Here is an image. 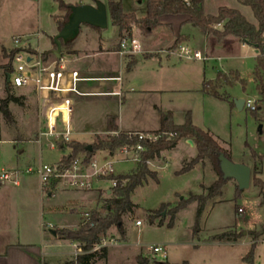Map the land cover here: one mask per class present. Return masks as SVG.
<instances>
[{"label":"crops","instance_id":"crops-1","mask_svg":"<svg viewBox=\"0 0 264 264\" xmlns=\"http://www.w3.org/2000/svg\"><path fill=\"white\" fill-rule=\"evenodd\" d=\"M44 1L45 0H37L40 10L41 4L44 3ZM61 1L69 6L95 4L93 0H75L76 2H72V0ZM97 1H101L106 5L108 13V3L112 0ZM120 1L122 2L123 10L126 14H133L137 19L146 17V4L144 12H141L139 9L143 0H134L131 3L126 1V6L124 0ZM220 8L237 10L248 22L257 25L252 10L242 6L237 0H204V12L206 15L216 16ZM65 14V12L60 10V15L55 16L54 27L50 33L41 31L43 39L46 37L49 41V48L42 50V52L51 54L52 51L56 49L54 47V37L59 33L57 21H63ZM110 24L111 22L108 14V27L105 30L82 25L81 28L87 26L88 29L86 31H80L75 41H73L71 47V52L73 54H69L68 51L62 54L68 61L67 64L71 70L78 71L84 79H89L80 82L78 85L79 91L86 95L84 97H72V143L92 146L99 135L106 133L108 120L112 117L115 118L118 131L123 133L156 132L161 128L162 116L164 114H170L175 125H182L185 121V115L190 112L185 110L182 111L183 122H178L175 117V112L177 110L173 97L183 92H196L198 94L208 95L203 91L204 84L207 83V78L205 70L197 65V62H201L200 60L192 61L182 59L175 53L176 48L171 49L176 41L180 40V45L189 47L193 51L203 53L207 56V59L214 58L216 55L218 60L221 59L222 55H228L226 54L228 51L240 52L244 49L249 50L248 47H250L244 46L238 38L233 36H228L219 41L215 36L205 34L190 22V17L188 15H164L159 18L160 25L158 28L148 36L143 35L136 25H132L129 33L133 34L134 30L139 31L138 35L140 39L138 37L137 39L144 51L142 55H120L118 53L120 41L115 42V37L118 36L122 39V36L119 34V30L114 26H112L113 32L108 33ZM222 28L223 26L218 27L219 30H222ZM31 29L32 28L28 31H32ZM39 29L38 27V31ZM16 36H27V34ZM80 37H83V41H86V43L79 42ZM88 43L91 44L89 45ZM250 49L253 51L256 62L257 54L252 47ZM247 54L251 55L249 51ZM183 60L192 61L193 63L189 64ZM230 73L236 74L241 80L238 71H231ZM216 79H218V76ZM113 93H119L120 96L108 95ZM23 94H25V96H22ZM28 95L35 94L30 91H24L20 93V95L15 96L26 98ZM42 120H44V117L41 118V127L45 123V121L43 122ZM152 127L156 128L152 129ZM202 130L208 132L228 153L232 160L231 153L227 147L228 145L220 141V139L209 130ZM87 137L92 138L88 139L90 141L87 142ZM36 140L37 139L21 143L22 145L20 144L18 147L20 154L25 153L23 150V145H25V143H37ZM182 141L187 144L189 143L191 147L195 148L192 141ZM178 145L173 150L162 152L159 158L150 160L148 164L149 169L156 172L158 176L157 170L160 168L158 163L164 161L167 166L168 155L171 154ZM58 149L62 152V156L48 165L60 164L63 158L70 154V151L67 148H63V146H60ZM110 154L115 155L117 152ZM40 157L42 156L40 155ZM117 162L124 161L121 159ZM239 163L248 165L251 169L257 166L260 171L259 177L262 179L264 178L262 164L258 166V162L254 158L250 159V161L240 160ZM182 164L186 166L188 160H184ZM197 166L212 170L213 183L218 179L209 161L206 160ZM135 169L133 170L134 172ZM125 175L126 174L119 176ZM34 180L32 177L23 176L20 179L19 186H8L4 183H0V198L4 199L3 202H0V264H68L74 261L75 247H79V244L61 240L56 234L57 231L63 229L77 230L86 217L89 216L90 210L102 206L99 212H103L105 201L112 195L110 188L105 187H100L98 189L92 188L89 191H68L56 188L46 190L42 188L38 177H35ZM228 184H231L233 189L236 190V182L229 181L223 189V197L214 200L213 203L209 202L204 208L201 219L207 208H211V211H213L217 206L225 202V188ZM209 187L210 186L201 185L202 193L206 194V190ZM255 189L258 190L260 194V207L264 210V194L260 193L259 189ZM83 194L84 196H82ZM103 194H105L107 198L103 197ZM243 194L244 192L241 197ZM60 198L64 200V204L57 203V200ZM60 208L65 209L62 217L59 216L60 213L58 210ZM160 221L164 223L163 220H155L153 223H159ZM250 222L251 219L244 220L243 225L240 226L238 221L235 220V222L228 225L222 232L211 237H216L228 231L234 229L239 230L246 227L242 232L238 231V233H234L236 235L239 233L242 234L236 241L217 242H225L229 244V246L242 245L248 247L250 251L254 243L252 236L249 235V232L253 231L252 226H248ZM124 228L126 232L124 240H122L120 235L110 230L108 235L113 237V239H111L113 242L106 243L108 251L107 258L95 264H110L115 256L118 259L125 252L127 263L130 261L128 256L130 252L132 259L136 262L135 264H139L138 258L152 259V256L148 253V248L152 245L143 247L139 245V242L132 243L128 230L126 227ZM201 232L202 228L197 237L201 235ZM261 240H264V235L256 241L254 259L251 264H262V257L259 258L257 252V246ZM262 243H264V241H262ZM66 244L72 246L74 249L73 253L68 254L71 256V260H63L60 258L61 255L63 256L66 254H58L50 251L52 247H61ZM163 246L166 247L165 245ZM244 258L245 256L241 254L233 264H246ZM168 262L177 264L170 261Z\"/></svg>","mask_w":264,"mask_h":264},{"label":"rangeland","instance_id":"rangeland-1","mask_svg":"<svg viewBox=\"0 0 264 264\" xmlns=\"http://www.w3.org/2000/svg\"><path fill=\"white\" fill-rule=\"evenodd\" d=\"M126 1L131 3L134 0H124L125 6ZM72 2L76 1L72 0ZM145 4L146 1L143 0L142 5L139 7L141 12H144ZM57 15H60L58 0H45L41 4V10L37 0H0V102L7 97L5 91L6 74L7 69H9L7 67L10 59L15 52L14 38L20 37L16 35L27 34L24 38H28L32 45L40 48V50L48 49L49 41L46 37L43 39L41 31L50 33L54 27V18ZM38 27L40 28L39 31ZM30 28H32V31H28ZM87 29V26H83L80 31H86ZM112 32L113 28L110 24L108 33ZM138 34V30L133 31V35L136 38H139ZM122 35V39L128 36L126 32H123ZM115 38V42L121 41L118 36ZM79 42L86 43V41H83V37H80ZM180 42V40L176 41L171 49L177 48ZM88 44L90 45L91 43ZM248 48L249 50L244 49L240 52L228 51L226 52L228 55H222L219 60L216 55L215 57L213 56L214 58L207 59V56L201 53L205 60L197 62V65L205 70L207 82L212 81L207 85L210 88L223 85L218 88V91L228 100H218L196 92L178 93L173 97L177 110L175 117L181 123L183 122L182 111H189L195 125L209 130L220 141L228 145L227 147L234 163H239L240 160L250 161V159H253V153H255L263 157L262 167L264 169V102L253 80V70L256 62L253 51L250 49L251 47ZM248 51L251 55L247 54ZM183 61L189 64L193 63L192 61ZM231 71H238L243 83L237 82L233 85H226L225 79L228 82H233L234 80L229 75ZM220 73L226 74L225 77L227 78L216 79ZM23 92L19 90L15 94L20 95ZM17 98L21 99L22 105L11 103L7 109L0 110V175L13 169L25 170L30 166H38L40 163L51 164L62 156V152L59 149L54 151L49 149L46 139H43L41 144L25 143L23 145L25 153L20 154L18 147L21 143L34 141L38 138V133L42 129L41 118L44 116L35 95ZM240 99H251L256 103L257 110L255 112L246 108L238 110L235 100ZM5 111H7V115ZM42 121L44 122L45 120ZM155 128L152 127V129ZM98 137L106 139L107 135L101 134ZM91 138L87 137L86 141H90L88 139ZM67 149L71 152L69 148ZM196 155L197 151L195 148L191 147L189 143L181 141L178 147L168 155L167 166L164 161L159 162L158 166L160 168L157 170L159 182L156 183L150 180L147 184L134 191L131 200L136 209L133 214H128L124 217V227L128 230L132 243L139 242V245L143 247L154 244L165 245L168 253V258L164 260L165 262L170 261L177 264L184 261L189 264H233L241 254L244 256L248 254V247L242 245L229 246V244L225 243L226 241L219 243L217 242L219 240H214V237L211 236L222 232L235 220L242 226L244 220L251 219L248 226H252V232L261 231V228L264 227V210L260 207V194L252 183L251 187L244 191L242 197V194H240L238 199H235V192L238 191L237 185L235 184L236 190L233 189L231 184L227 185L225 188V202L217 206L213 211H211V208L205 210L200 221V230L202 228V232L199 237H197L199 233L196 236L194 235L197 212L195 203L180 211L173 227H168L169 217L167 213L170 208L188 200L191 195H202L201 185L211 186L213 184V172L209 168L195 166L191 171L181 174L185 167L182 164L183 161L188 160V163H190ZM79 158L84 159V155H79ZM121 159H123V155L120 153L111 155L108 151H98L91 161L96 163L98 168H102L107 163H113L116 176L133 174L137 163L133 161L117 162ZM23 176L32 177L33 180L37 177L35 174L22 175L21 178ZM92 181L93 189L100 187L111 188V183L108 181L101 182L97 178H93ZM4 184L12 185L9 182ZM103 197L107 198L105 194H103ZM3 201L4 199L0 198V202ZM213 202L214 200L211 201V203ZM57 203L64 204V200L60 198ZM101 208L102 206L90 210V213L92 211H101ZM164 209L166 210L162 212ZM237 209H242L243 213L238 214ZM64 210V208L58 210L59 216L62 217ZM150 214L155 220H163V225L159 226L158 222L150 223ZM136 221H140L142 226L136 227ZM245 228L234 229L226 233L242 232ZM111 230L119 235L116 228ZM110 236L108 235L107 240L113 239ZM262 241L264 240H261L257 246V252L258 257H262V264H264V243ZM253 242H255L254 239ZM50 251L66 254L61 255L60 258L71 260V256L68 254L73 253L74 249L66 244L61 247H52ZM128 256L130 259L128 263L126 262L125 252L118 259L115 256L116 259L114 258L110 264H135L136 262L132 259L131 252L128 253ZM146 260L149 261V259ZM152 261L154 259H150V264L153 263Z\"/></svg>","mask_w":264,"mask_h":264},{"label":"trees","instance_id":"trees-1","mask_svg":"<svg viewBox=\"0 0 264 264\" xmlns=\"http://www.w3.org/2000/svg\"><path fill=\"white\" fill-rule=\"evenodd\" d=\"M96 2L97 0H93ZM242 6L248 7L252 10L253 15L257 21V25L251 24L248 20L237 10L229 8H220L216 16H208L204 12V0H188L189 5L183 0H146V17L143 19H137L133 14H126L123 10V5L120 0H112L108 3V14L111 25L119 30V34L123 36V32H126L129 36L132 25H136L138 30L143 35H150L156 28H158L159 18L164 15H188L190 22L202 30L205 34L215 36L219 41L233 36L240 40L243 44L257 47L259 54L256 57V65L254 68V81L257 85L262 101L264 102V0H237ZM59 2V8L65 12V19L63 21H57L59 32L62 30L65 22L70 14V6L66 5L61 0ZM57 20V19H56ZM223 26L222 30L218 27ZM72 42L64 43L61 41L62 54L71 52ZM55 45V44H54ZM56 48V46H54ZM67 50V51H66ZM131 67V66H129ZM7 74L10 73V63L8 64ZM226 74L218 75V78L225 79ZM233 77L232 81L225 79L226 85H233L237 82L243 83L236 74H229ZM210 82L204 84L203 91L219 100H228L225 96H222L217 86H208ZM6 94L7 97L0 102V110L8 108L9 104L15 103L22 105L21 99L15 97L11 93V87L6 82ZM118 131L115 118L108 120V127L106 133ZM155 134H168L171 137H161L157 142L152 144H146V150L140 154L141 162L137 164L135 172L130 175L118 176L115 179H127L128 182L125 186L118 185L117 188L112 190V196L105 201L103 206V212L92 211L89 214V219L86 223H82L77 230H58L57 236L61 240L78 243L81 249V254L77 255L74 261L68 264H95L98 261L106 260L107 247L102 246L99 250L94 251L96 246H101L103 240L107 238L108 233L112 228H116L122 240L125 239L126 232L124 228L123 219L128 214H133L136 206L131 200V196L134 191L147 184L150 180L158 183L157 173L151 171L147 162L159 158L162 152L173 150L180 141L190 140L194 143L197 150V156L194 160L188 163L181 174L191 171L198 164L209 161L218 176V179L206 190V194L191 195L188 200L182 201L177 206L170 208L167 216L169 217L168 227H173L177 214L184 210L188 205L196 203V223L194 228V235L196 236L200 231V221L204 212L205 206L218 198L223 197V189L229 180L223 178V174L220 168L219 156L224 154L228 159L230 156L219 145V143L206 131L198 128L193 124L190 113L185 115V121L182 125H175L170 114L162 116L161 128ZM133 144L130 142L127 134L122 133L119 137L101 139L97 137L92 145V152L86 150V145L79 143H70L63 146V148H69L70 154L63 158L61 163L62 167H69L73 161L84 155V162L89 163L94 154L98 151H108L115 153L119 148ZM253 158L258 162V166L262 164L263 157L253 153ZM260 171L258 167L252 169V184L258 188L260 193L264 194V181L259 177ZM242 191L238 189L235 192V199H238ZM166 207V206H165ZM168 207V206H167ZM166 209L162 210L164 212ZM152 214V213H151ZM149 215V222L153 223L155 218ZM163 222H159V226H162ZM239 234L223 233L214 237V240L219 241H236L241 237ZM253 237L254 243L251 246L249 253L245 256L244 261L251 264L254 259L256 241L264 235V227L260 232L249 233ZM139 264H150V260L138 258ZM152 264H171L169 262H155ZM180 264H189L188 262H182Z\"/></svg>","mask_w":264,"mask_h":264},{"label":"built area","instance_id":"built-area-1","mask_svg":"<svg viewBox=\"0 0 264 264\" xmlns=\"http://www.w3.org/2000/svg\"><path fill=\"white\" fill-rule=\"evenodd\" d=\"M189 5L188 0H183ZM264 37V33H263ZM244 46H249L243 43ZM256 54H259L257 47L250 46ZM120 55H142L144 51L139 40L131 34L121 39L119 43ZM15 52L10 59V73L7 74V80L11 87V93L15 96L16 91H30L34 93L40 103L45 123L38 133L37 143L41 144L46 139L49 149L56 150L60 146H65L71 142L72 128L71 117L73 114V96H85L79 91L80 82L89 80L84 79L78 71L71 70L68 67L67 60L61 56L58 59L54 54H46L29 42L28 38L20 36L14 38ZM175 53L178 57L185 60H205L203 55L198 51H193L189 47L180 45L176 48ZM117 95L120 94H108ZM22 96H25L23 94ZM256 103L251 99L245 100L244 108L255 112ZM123 132L115 131L105 133L107 137H119ZM130 142L133 144L125 145L116 152L123 155V161H133L140 163V154L146 148V144L157 142L161 137L171 135L155 134L151 132H129L125 133ZM149 164V161L147 162ZM35 174L40 180L43 189H61L68 191H89L92 189V179L97 178L101 182L108 181L111 183L110 190L117 188L118 185L125 186L127 179L117 180L114 174L113 163H107L102 168H98L96 163H85L83 159L77 157L69 167H62L59 164L48 165L39 164L30 166L25 170L13 169L3 172L0 175V183L9 182L13 186L20 185L22 175ZM239 214L243 213L242 209L238 210ZM89 216L83 223H86ZM136 227H141L140 221L135 222ZM112 240H103L101 246H96L94 251L100 247L106 246V243H112ZM81 249L75 247V257L81 254ZM148 253L155 262H165L168 258L166 247L163 245H152L148 248ZM163 260H159V259Z\"/></svg>","mask_w":264,"mask_h":264},{"label":"water","instance_id":"water-1","mask_svg":"<svg viewBox=\"0 0 264 264\" xmlns=\"http://www.w3.org/2000/svg\"><path fill=\"white\" fill-rule=\"evenodd\" d=\"M70 14L62 30L54 37L56 49L52 51L58 59L62 56L61 41L64 43L74 41L80 33L82 25H87L96 29L105 30L108 27L107 8L101 1H96L94 5L70 6ZM9 83V80H7ZM245 100H235L238 110L244 109ZM7 115V111H5ZM86 150L92 152V146L88 145ZM220 168L223 178L235 181L240 191L244 192L251 186L252 169L245 164L234 163L224 154L219 156Z\"/></svg>","mask_w":264,"mask_h":264}]
</instances>
